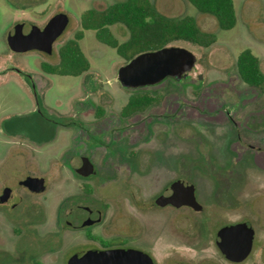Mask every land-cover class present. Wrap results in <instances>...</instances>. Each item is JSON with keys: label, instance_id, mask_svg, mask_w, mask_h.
<instances>
[{"label": "rangeland", "instance_id": "rangeland-1", "mask_svg": "<svg viewBox=\"0 0 264 264\" xmlns=\"http://www.w3.org/2000/svg\"><path fill=\"white\" fill-rule=\"evenodd\" d=\"M116 1L0 0V187L7 182L24 197L14 216L0 208V264H68L102 246L87 233L127 241L156 264H264V90L244 83L237 71L245 48L259 56L264 70V0H234L238 21L231 29H221L215 16L187 0H152L162 14L192 15L215 35L209 46L181 39L169 44L197 57L180 80L168 76L124 87L117 74L127 61L92 29L80 40L91 63L87 71H43V62L59 61L58 48L81 27L83 11ZM61 11L70 22L52 54L10 49L7 38L17 22L25 30L43 27ZM111 28L121 40L129 35L121 23ZM134 92H149L156 101L122 115ZM52 135L49 143L35 145ZM82 154L102 173L76 175ZM28 173L44 177L46 189L20 187ZM177 179L195 184L203 211L154 206ZM90 200L104 208L102 221L73 228L86 217L79 205ZM243 220L255 228L253 250L242 262L229 261L216 234Z\"/></svg>", "mask_w": 264, "mask_h": 264}, {"label": "trees", "instance_id": "trees-1", "mask_svg": "<svg viewBox=\"0 0 264 264\" xmlns=\"http://www.w3.org/2000/svg\"><path fill=\"white\" fill-rule=\"evenodd\" d=\"M200 12L215 16L221 29H231L238 21L234 0H187ZM121 23L129 31L126 39H119L112 31ZM81 27L74 36L58 48L57 63L43 62L41 68L52 74L79 76L87 71L90 60L81 48L84 30H95L97 39L115 48L127 62L136 55L169 45L175 40H187L203 46L216 41L215 35L203 31L192 15L171 17L157 10L152 0H119L104 8H89L80 16ZM237 71L244 83L264 90V70L252 49H243L237 57ZM156 101L149 92H134L121 109L122 115L141 111ZM103 112L97 108L98 116ZM112 243L106 242L108 247Z\"/></svg>", "mask_w": 264, "mask_h": 264}, {"label": "water", "instance_id": "water-1", "mask_svg": "<svg viewBox=\"0 0 264 264\" xmlns=\"http://www.w3.org/2000/svg\"><path fill=\"white\" fill-rule=\"evenodd\" d=\"M70 22L66 12L52 15L41 27L33 24L29 32L23 31L24 23L14 26V32L8 35L10 48L17 52L39 50L53 53L54 43L65 31ZM196 55L186 47L167 45L158 49L142 52L118 69L117 78L121 85L127 88H138L158 83L168 76L181 79L196 65ZM77 171L88 176L93 173L94 165L88 157L83 158V164ZM31 191L42 192L46 189L44 177L27 176L20 181ZM169 195L160 194L155 202L160 206L172 204L176 207L188 205L201 210L203 204L196 196V186L177 179L171 184ZM11 192L6 187L0 200L5 201ZM93 221L86 220L84 225ZM255 228L250 221L244 220L222 226L216 234V243L223 255L234 262L245 260L252 252L255 239ZM68 264H156L148 252L132 247L92 248L82 254L74 255Z\"/></svg>", "mask_w": 264, "mask_h": 264}, {"label": "flooded vegetation", "instance_id": "flooded-vegetation-1", "mask_svg": "<svg viewBox=\"0 0 264 264\" xmlns=\"http://www.w3.org/2000/svg\"><path fill=\"white\" fill-rule=\"evenodd\" d=\"M17 23H19V22H17ZM16 23V24H17ZM22 23H24L23 21H22ZM30 29H31V27L28 29V30H25V23H24V27H23V31L25 32V33H27V32H29L30 31ZM14 32V29H13V31H11L10 33H13ZM9 45V44H8ZM10 47V46H9ZM11 49V48H10ZM12 50V49H11ZM12 51H14V50H12ZM14 52H17V51H14ZM43 52V51H42ZM44 71V70H43ZM44 72H46V71H44ZM46 73H48V72H46ZM28 77H29V75H27ZM32 83H35L34 82V80L33 81H31ZM49 119V118H48ZM55 137V135H52L51 137H49V138H47V139H45V140H41V141H37V143L35 144V145H37L38 147L41 145H44V144H47V143H49L53 138ZM84 157H87V155L86 154H82L81 156H80V162H79V164H78V166H75L74 167V173H76V175H78L79 177H82V178H89V177H92V176H94V177H96V175H98V173H99V171L102 173V171L101 170H99L98 168H97V165H96V163L94 162V160L92 159V157H88L89 159H90V161L93 163V165H94V171H93V173L92 174H90V175H88V176H83V175H81L78 171H77V169L80 167V166H82V164H83V158ZM27 176H37V175H34V174H27L26 176H25V178L27 177ZM41 177V176H40ZM25 178H23V179H25ZM23 179H21V180H23ZM20 180V181H21ZM185 183L187 184V182L185 181ZM19 184H20V187H22V188H24V189H26V190H28V191H31L30 189H29V187H27L26 185H24V184H21L20 182H19ZM172 184V183H171ZM171 184H170V192L169 193H167L166 195H169V194H171V192H172V189H171ZM6 187H10L11 188V192H10V195H9V197L5 200V201H1L0 200V208H4V209H6L8 212H9V215L10 216H14V213L16 212V208L17 207H19V204H20V200L23 202L24 201V197L22 196V195H19L18 193H17V190H16V188H15V186H12V185H10V184H8L7 182H5L1 187H0V198H1V195L3 194V192H4V190H5V188ZM31 192H34V191H31ZM163 194V193H162ZM160 195V194H159ZM158 195V196H159ZM157 196V197H158ZM197 196V195H196ZM156 197V198H157ZM156 198H155V200H156ZM155 200H154V206L156 205V206H160V205H158L156 202H155ZM168 205H172V204H168ZM167 206V205H166ZM172 206H174V205H172ZM183 206H185V207H188V208H191V209H193V210H195V211H203L204 210V206H203V208L201 209V210H196V209H194L193 207H191V206H188V205H183ZM183 206H180V207H176V206H174V207H176V208H181V207H183ZM79 207L80 208H82L83 209V211L84 212H86V217L84 218V219H82V222L80 223V224H70L73 228H80V227H84V228H86V227H90V226H93L94 224H96V223H100L101 221H102V219H103V213H104V208L102 207V205L100 204V202H98L97 204H95V203H93L92 202V200H90V202L89 203H86V204H80L79 205ZM145 207V206H144ZM144 207H143V209H144ZM160 207H164V206H160ZM86 220H90V221H93L91 224H87V225H84V222L86 221ZM244 221V220H243ZM236 223V222H235ZM230 224H232V223H230ZM226 225V224H225ZM89 239H93V240H98L100 243H101V247H96V248H100V249H104V248H113V247H115V248H119V247H132V246H130V245H127V241H122V242H110L109 240H107V239H105V238H103V236L102 235H99V234H93V233H87V234H85ZM141 235V234H140ZM106 242H110V243H112L110 246H108V247H106V246H104L105 245V243ZM254 247V246H253ZM132 248H135V247H132ZM92 249V248H91ZM137 249H139V248H137ZM142 250V249H141ZM253 250V249H252ZM221 251V250H220ZM82 254V253H81ZM223 254V253H222ZM225 257V256H224ZM226 258V257H225ZM227 259V258H226ZM227 260H229V259H227ZM229 261H231V260H229ZM244 261V260H243ZM234 262V261H233ZM242 262V261H241Z\"/></svg>", "mask_w": 264, "mask_h": 264}]
</instances>
